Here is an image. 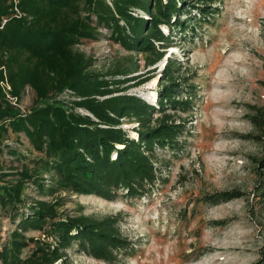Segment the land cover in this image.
<instances>
[{
  "label": "rangeland",
  "instance_id": "374dc122",
  "mask_svg": "<svg viewBox=\"0 0 264 264\" xmlns=\"http://www.w3.org/2000/svg\"><path fill=\"white\" fill-rule=\"evenodd\" d=\"M184 1L178 5L180 15L175 21L183 26L162 25L166 33L171 31L172 46L152 64L156 54L128 51L116 43L109 28L99 26L94 16L87 18L82 1L51 11L78 27L72 49L89 61L90 70L108 77L118 72L135 77L126 85L150 77L127 92L158 107L168 79L165 65L172 58L173 75L178 76L174 88L182 94L180 99L188 101L167 108L181 122L182 131L173 144L155 146L159 178L144 195L130 197L123 190L109 201L96 195L62 194L63 209L71 213L118 215L132 247L116 263H108L75 244L67 264H264V168L260 164L264 143L256 138L259 132L252 121L256 111L264 110V0ZM5 56L15 70L27 71L36 63L10 49ZM24 89L20 107L27 113L36 95L31 85L25 84ZM62 97L72 99L71 92ZM137 125L124 126L133 137L138 135ZM7 142L28 151L23 133L12 134ZM18 164L7 150L0 155L4 168ZM232 191L241 195L216 196ZM28 192L40 196L33 186ZM16 225L0 212V249Z\"/></svg>",
  "mask_w": 264,
  "mask_h": 264
},
{
  "label": "trees",
  "instance_id": "16d2710c",
  "mask_svg": "<svg viewBox=\"0 0 264 264\" xmlns=\"http://www.w3.org/2000/svg\"><path fill=\"white\" fill-rule=\"evenodd\" d=\"M81 1L87 18L94 16L99 26L109 28L123 48L156 54L149 64L162 60L172 46L171 31L166 33L162 25L183 26L175 21L184 0H0V155L7 150L19 162L9 168L0 165V212L17 222L0 249V264H67L75 244L97 260L116 263L132 248L121 231V218L66 211L62 194L109 201L123 190L130 197L144 195L159 178L155 146L173 144L182 131L181 122L168 111L188 102L174 88V60L167 59L168 79L158 107L127 92L150 77L126 85L135 77L90 70L89 61L72 49L76 24L51 14ZM6 49L25 53L36 63L27 71L12 69ZM6 79L10 89L2 85ZM25 84L36 95L27 113L20 107ZM66 91L72 99L62 97ZM155 112L160 115L154 117ZM252 121L256 138L264 143V110L256 111ZM133 122L138 135L132 137L124 125ZM21 133L29 141L26 153L7 142ZM260 164L264 168V155ZM32 186L40 196L28 192ZM240 195L232 191L216 196Z\"/></svg>",
  "mask_w": 264,
  "mask_h": 264
},
{
  "label": "built area",
  "instance_id": "2783aa9c",
  "mask_svg": "<svg viewBox=\"0 0 264 264\" xmlns=\"http://www.w3.org/2000/svg\"><path fill=\"white\" fill-rule=\"evenodd\" d=\"M2 85H4L5 87H7V89H10V85L6 79V81L2 82ZM9 96V95H8ZM10 97V96H9ZM12 99L13 103H16V98L10 97Z\"/></svg>",
  "mask_w": 264,
  "mask_h": 264
}]
</instances>
